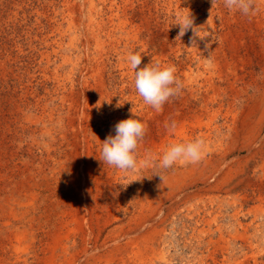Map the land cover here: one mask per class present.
I'll return each instance as SVG.
<instances>
[{
	"label": "rangeland",
	"instance_id": "rangeland-1",
	"mask_svg": "<svg viewBox=\"0 0 264 264\" xmlns=\"http://www.w3.org/2000/svg\"><path fill=\"white\" fill-rule=\"evenodd\" d=\"M85 1L72 24L64 0H0V264H264V0H95L98 42ZM189 9L203 39L171 26ZM141 49L182 84L159 112ZM131 110L147 129L124 172L100 148ZM196 138L199 162L156 166Z\"/></svg>",
	"mask_w": 264,
	"mask_h": 264
},
{
	"label": "clouds",
	"instance_id": "clouds-1",
	"mask_svg": "<svg viewBox=\"0 0 264 264\" xmlns=\"http://www.w3.org/2000/svg\"><path fill=\"white\" fill-rule=\"evenodd\" d=\"M223 4L228 10L239 11L245 16L252 14L255 10L254 0H223ZM172 25H179L178 35L180 38L189 29L196 36H199L190 9L188 13L177 16ZM200 38L203 39V37ZM145 55H149L147 49L129 53L126 58L127 65L133 70L134 87L138 95L143 98L145 104L159 112L170 98L180 93L182 84L177 78V69L174 65L151 59L150 62L141 67ZM119 104L121 103L118 102V106ZM138 116V113L132 111L130 117L117 122L115 134H109L101 144L102 160L124 172L134 171L138 165V147L147 129L146 122ZM174 129L175 124L173 123L170 130ZM204 155L205 142L201 138L173 143L163 151L162 155L155 158L156 166L161 169H168L177 163H197ZM153 159L154 157L151 154L146 157L147 161Z\"/></svg>",
	"mask_w": 264,
	"mask_h": 264
},
{
	"label": "bare ground",
	"instance_id": "bare-ground-1",
	"mask_svg": "<svg viewBox=\"0 0 264 264\" xmlns=\"http://www.w3.org/2000/svg\"><path fill=\"white\" fill-rule=\"evenodd\" d=\"M85 2H87L88 5V11H89V16H88V34L91 36L92 39H94V41L96 40V42H98V36L104 32L107 33L108 35H110L112 33V30L114 29L113 26L110 27L113 22H114V15L111 13L109 18V25H107L106 22H104L103 19H97V16L95 14V12L97 13V4L95 2V0H86ZM106 3V2H105ZM75 2H72V0H64L63 6V13H67V17H69V21L72 24H74V18H75ZM78 4V3H77ZM81 4V3H80ZM116 7V2L115 0H111L107 6L108 10H114V8ZM78 11H80L81 13V9L80 6H78ZM100 13V12H99ZM84 14V13H83ZM107 14V13H106ZM77 15V14H76ZM65 16V15H64ZM81 16V15H80ZM78 17V16H77ZM79 18V17H78ZM104 18V17H103ZM54 23V22H53ZM85 23V22H84ZM86 24V23H85ZM55 25V24H54ZM70 25V23H69ZM83 25V24H82ZM75 26V25H74ZM79 26V25H78ZM85 27V25H84ZM79 29V28H78ZM122 30V28H121ZM78 31V30H77ZM86 31V30H85ZM74 33V32H73ZM87 33V32H86ZM86 35V34H85ZM87 36V35H86ZM113 38V37H112ZM115 40V39H114ZM85 41V40H84ZM95 42V43H96ZM115 47V46H114ZM97 67V66H96Z\"/></svg>",
	"mask_w": 264,
	"mask_h": 264
}]
</instances>
